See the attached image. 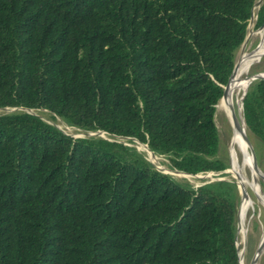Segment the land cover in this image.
Masks as SVG:
<instances>
[{
  "label": "trees",
  "instance_id": "16d2710c",
  "mask_svg": "<svg viewBox=\"0 0 264 264\" xmlns=\"http://www.w3.org/2000/svg\"><path fill=\"white\" fill-rule=\"evenodd\" d=\"M254 2L0 0V108L223 171L215 106ZM241 109L264 145V79ZM237 201L232 182L193 186L117 140L0 114V264H238Z\"/></svg>",
  "mask_w": 264,
  "mask_h": 264
},
{
  "label": "rangeland",
  "instance_id": "374dc122",
  "mask_svg": "<svg viewBox=\"0 0 264 264\" xmlns=\"http://www.w3.org/2000/svg\"><path fill=\"white\" fill-rule=\"evenodd\" d=\"M258 1L259 0H255V2H258ZM256 9H258V7ZM256 11L257 10H255L251 21L248 23L247 30H246V40L244 43H242L239 46V48L237 49L235 53L234 63H237L239 59L238 57L239 55H241V53L252 52V50L256 49V47L259 45L260 36L257 34L250 35V30L258 31L254 27L255 19H256ZM250 24L252 25L251 29H249ZM255 73H260L261 75H264V55L260 58L258 62L254 63L250 67L248 76L250 77L252 74H255ZM245 90L242 89L239 95H235L234 101L237 102V99L239 98L240 100L239 104H240L241 97ZM218 104H221V99L218 101V103L215 106L214 121H215L216 127L219 132V156L225 161L227 168L220 172H205V173H197V174L182 173L181 171L171 168L166 156L160 155V154H157L151 151L150 149H148V147H146L145 144L140 143L138 140L134 138H124V137L113 138L101 131L100 132L99 131L98 132H85L75 127L69 126L68 124H66L63 120H61L58 117H56L55 120L51 119L49 116V113L45 110H32V109L25 110V109H19V108L5 107V108H0V114L9 113V112H13L16 110H25L27 112L39 115L42 119L46 120L49 123L56 125L60 130H62L63 132L67 134H71L72 136H85V135L91 136L92 135V136H99V137L107 138L110 140H117L137 150L159 171L171 175L173 178H175L176 180L180 182H187L189 184H192L193 186H197L205 182H210L214 180H220V179L231 180L232 174L228 171L229 169V147L228 145H229V140L233 133L232 122H231L229 114L225 112L226 110L218 107L219 106ZM240 108H241V104H240ZM241 113H242V109H241ZM247 132H248V138L252 142V146H253V150H254V153L257 159V163L259 164L261 171L264 173V145L258 138L252 135L249 131ZM262 186L264 187L263 181H262ZM248 195L255 200L254 194H252L251 191L250 193H248ZM237 206H238V203H237ZM237 217L238 216L236 212V224H235L236 243H237L239 251L241 250L243 251L242 252L243 263L251 264V261L253 260L255 256L258 244L261 241V232H262L261 225L264 224V208H261L259 220L256 218L255 215L253 216L252 213L251 214L250 212L248 213V217H252V218L250 219L251 221L248 224V227H247V230L244 236H241L240 234H238ZM254 264H264V249L258 256Z\"/></svg>",
  "mask_w": 264,
  "mask_h": 264
},
{
  "label": "bare ground",
  "instance_id": "6f19581e",
  "mask_svg": "<svg viewBox=\"0 0 264 264\" xmlns=\"http://www.w3.org/2000/svg\"><path fill=\"white\" fill-rule=\"evenodd\" d=\"M257 6L254 8L253 14ZM253 16V15H252ZM252 24V23H251ZM250 24L249 29L252 28ZM259 35L260 42L256 49L249 53H241L238 59V68L233 76V79L227 89V96L221 100V104H218L220 108L226 110L228 114L230 110L234 114L237 122V127L233 128L232 136L229 140V158L231 159V165L228 171L236 177L239 183L244 185L245 195L241 200L237 211L238 219V234L244 236L248 227L250 219L248 213L256 216L259 220L261 208H264V173L261 171L259 164L256 161V168L253 165V146L252 142L248 138V132L244 124L240 100L234 101V96L247 89L248 84L253 79L252 76H248L250 67L258 62L264 55V29L258 31H251L250 35ZM249 39V38H248ZM247 87V88H246ZM237 98V97H236ZM237 103V105H236ZM150 153V152H149ZM254 194L255 200L248 195V193ZM262 226L261 239H264V224ZM243 239V238H242ZM242 253V251H240ZM242 255L240 257V264L243 263Z\"/></svg>",
  "mask_w": 264,
  "mask_h": 264
},
{
  "label": "water",
  "instance_id": "95a60500",
  "mask_svg": "<svg viewBox=\"0 0 264 264\" xmlns=\"http://www.w3.org/2000/svg\"><path fill=\"white\" fill-rule=\"evenodd\" d=\"M262 2H263V0H259L258 2H254V4H253V6H252V9H251V17H250V19H249V22L251 21V19H252V15H253V11H254V8L257 6L258 8H259V6L262 4ZM258 10V9H257ZM248 22V23H249ZM247 26H248V24H247ZM264 28V23L260 26V27H258V28H256L257 30H261V29H263ZM246 29H247V27H246ZM245 40H246V35H245V37H244V39H243V41H242V43H244L245 42ZM241 43V44H242ZM257 48V47H256ZM238 62V61H237ZM237 68H238V64L237 63H234V66H233V69H232V72H231V74H230V76L228 77V80H227V82H226V84L223 86V92H222V96H221V100H223V99H225V97L227 96V89H228V87H229V85H230V83H231V81H232V79H233V76H234V74H235V72H236V70H237ZM260 73H255V74H252L251 76L253 77V79L250 81V83L252 82V81H254V80H259V79H264V75H259ZM249 83V84H250ZM248 84V85H249ZM248 87V86H247ZM246 91V90H245ZM245 91L243 92V95H242V97H241V101H242V98H243V96H244V94H245ZM19 109H25V108H21V107H18ZM25 110H27V109H25ZM229 116H230V119H231V122H232V127H237V122H236V118H235V116H234V114L232 113V111L230 110V113H229ZM100 132V131H99ZM146 145V144H145ZM146 147H147V145H146ZM149 149V148H148ZM256 161H257V159H256V156H255V153H254V151H253V165H254V168H256ZM231 165V159L229 158V166ZM182 173H185V172H182ZM187 174H189V173H187ZM231 175V174H230ZM220 180H222V181H227V182H232V183H234L235 185H236V189H237V194H238V206H239V203L241 202V200H242V198L244 197V195H245V191H244V185L242 184V183H239L238 181H237V179H236V177H234L233 175H231V180H225V179H220ZM198 186V185H197ZM238 206H237V209H238ZM237 209H236V212H237ZM236 248H237V255H238V264H240V257H241V255H242V253H240V251H239V249H238V246H237V243H236ZM264 249V239H261V241L259 242V244H258V247H257V249H256V253H255V256H254V258H253V260L251 261V264H254L255 263V261H256V259L258 258V256L260 255V253L262 252V250ZM242 251V250H241ZM243 252V251H242ZM242 259V258H241Z\"/></svg>",
  "mask_w": 264,
  "mask_h": 264
}]
</instances>
